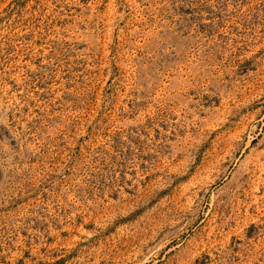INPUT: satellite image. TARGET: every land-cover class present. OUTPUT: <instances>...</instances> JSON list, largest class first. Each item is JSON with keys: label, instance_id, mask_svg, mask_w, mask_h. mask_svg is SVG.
Returning <instances> with one entry per match:
<instances>
[{"label": "rangeland", "instance_id": "rangeland-1", "mask_svg": "<svg viewBox=\"0 0 264 264\" xmlns=\"http://www.w3.org/2000/svg\"><path fill=\"white\" fill-rule=\"evenodd\" d=\"M0 264H264V0H0Z\"/></svg>", "mask_w": 264, "mask_h": 264}]
</instances>
